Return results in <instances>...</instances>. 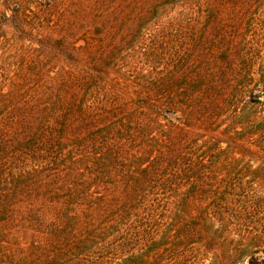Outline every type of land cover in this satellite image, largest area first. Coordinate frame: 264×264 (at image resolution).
Here are the masks:
<instances>
[{"label":"trees","instance_id":"16d2710c","mask_svg":"<svg viewBox=\"0 0 264 264\" xmlns=\"http://www.w3.org/2000/svg\"><path fill=\"white\" fill-rule=\"evenodd\" d=\"M0 264H264V0H0Z\"/></svg>","mask_w":264,"mask_h":264}]
</instances>
